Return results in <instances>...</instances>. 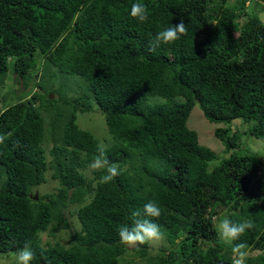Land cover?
<instances>
[{"label": "trees", "instance_id": "16d2710c", "mask_svg": "<svg viewBox=\"0 0 264 264\" xmlns=\"http://www.w3.org/2000/svg\"><path fill=\"white\" fill-rule=\"evenodd\" d=\"M135 2L0 0V85L11 72L36 89L0 111V254L30 243L32 264H120L128 246L118 227L155 200L162 215L153 222L168 248L149 256L148 243L134 247L146 264H232L240 242L249 246L245 264H264V163L226 126L241 119L245 134L264 139V20L248 13L264 0H142L144 23L130 15ZM178 19L187 35L150 51L156 34ZM52 69L79 77L81 94L52 100L62 92L51 88L39 95ZM152 97L165 101L150 104ZM93 104L112 138L107 158L120 168L108 184L99 183L103 171L85 175L99 143L76 118ZM196 105L228 153L212 170L216 154L187 126ZM43 112L55 117L48 127ZM48 172L58 187L34 200ZM71 206L79 223L71 244L43 246L41 234L72 230ZM225 216L255 227L224 242L214 220Z\"/></svg>", "mask_w": 264, "mask_h": 264}, {"label": "rangeland", "instance_id": "374dc122", "mask_svg": "<svg viewBox=\"0 0 264 264\" xmlns=\"http://www.w3.org/2000/svg\"><path fill=\"white\" fill-rule=\"evenodd\" d=\"M229 2L230 4H233L235 0H229ZM262 6V2H252L250 8L248 9V13L250 14L254 12L258 17L264 20V8ZM36 63H38L37 66L39 68L41 63L40 58L36 59ZM52 70L53 71L48 70L49 72L45 73L44 76L41 77V86H39L38 93L39 95L45 93L44 90L49 92L51 88L56 91L61 90L62 92L61 94L51 93L50 95H52V100H58L60 96L62 97V100H71L81 94L80 92H82L83 89L76 85V83H82L79 77L65 74L61 75L59 73H54L55 69ZM39 76H41L40 73H38V75L35 77L38 79ZM35 90L36 89L33 88V83H30L28 87H24L22 81L17 78L16 75L8 72L7 79H5L4 83L0 85V111L11 106L19 100H24ZM50 95H48V97ZM62 100L59 101L58 106L61 107L60 109L67 110L68 107L63 106ZM164 101L165 100L160 97H152L149 99L150 104H159L163 103ZM92 109L93 112L78 113L76 123L82 130L90 132L97 139L99 145H103L105 148H107L112 144V138L108 133L104 116L94 104L92 105ZM42 116L44 118L45 125L48 127L49 122L52 121L54 117L53 114L43 112ZM187 126L197 133L198 140L201 145L211 149L216 154L217 159L209 164V170H212L219 164L220 161L228 156L223 143L219 141L214 135V129L217 125L210 123L205 119L198 105L193 108L188 118ZM226 126L239 133V142L242 149L250 153L257 154L260 160L264 163V139L258 140L250 137L248 134H245L244 131L246 129V125H243L241 119L234 120ZM53 146L54 143L52 142L51 138L47 136L43 147L46 151V156L48 159H50L49 150ZM92 173L93 171L89 167L85 170V175L88 178L92 177ZM50 174V172L46 174V184H43L33 190L34 194L36 193L38 195H42L44 193H51L56 190L58 184L56 181L51 179ZM76 210L77 206H71L65 213V216L71 223L72 230L60 229L54 236H50L48 232L41 234L40 237L43 246L46 243H50L52 245L59 243L64 247H68L71 244L72 231L79 230V223L74 215ZM220 220L221 219L214 220L215 227ZM148 245L149 256L155 255L161 248H168V243L163 239L149 242ZM133 248L134 247L128 246V252L123 257H121L120 264H146L145 260L137 257L134 254L132 251ZM254 255H256V253H254ZM4 261H7L8 264H13L12 254H0V264H3Z\"/></svg>", "mask_w": 264, "mask_h": 264}, {"label": "clouds", "instance_id": "9594fccd", "mask_svg": "<svg viewBox=\"0 0 264 264\" xmlns=\"http://www.w3.org/2000/svg\"><path fill=\"white\" fill-rule=\"evenodd\" d=\"M130 15L138 23L147 22L149 19L147 5L142 0H136L131 5ZM187 31L185 21L178 19L177 23L164 27L156 34L152 41L150 51H155L156 47L161 44L167 45L176 42L181 37L186 36ZM4 139L5 137L0 136V143H4ZM89 168L94 172L103 171V175H101L99 180V183L102 184L112 182L120 174L119 165L108 160L106 149L103 145L97 147V155L93 157ZM161 215L162 209L155 200H150L145 203L142 209L132 210L130 213L131 224H122L117 229L120 243L129 247H136L152 241L162 240L164 238V232L158 224L153 222ZM254 227V222L251 220L234 222L227 216L216 224L218 238L227 243L239 241L247 231L254 229ZM248 247L245 242L233 244L232 264H245ZM12 256L13 264H32L35 253L30 243H25ZM3 264H8V262L4 261Z\"/></svg>", "mask_w": 264, "mask_h": 264}, {"label": "water", "instance_id": "95a60500", "mask_svg": "<svg viewBox=\"0 0 264 264\" xmlns=\"http://www.w3.org/2000/svg\"><path fill=\"white\" fill-rule=\"evenodd\" d=\"M49 99H52V95L49 96ZM34 200H37V194L34 195Z\"/></svg>", "mask_w": 264, "mask_h": 264}, {"label": "built area", "instance_id": "2783aa9c", "mask_svg": "<svg viewBox=\"0 0 264 264\" xmlns=\"http://www.w3.org/2000/svg\"><path fill=\"white\" fill-rule=\"evenodd\" d=\"M248 1H252V0H248Z\"/></svg>", "mask_w": 264, "mask_h": 264}]
</instances>
